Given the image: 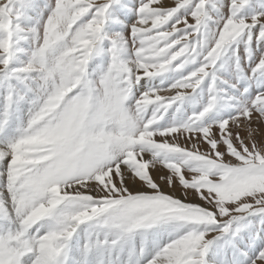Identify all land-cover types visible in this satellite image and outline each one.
Wrapping results in <instances>:
<instances>
[{"label":"snow or ice","instance_id":"6c2138e0","mask_svg":"<svg viewBox=\"0 0 264 264\" xmlns=\"http://www.w3.org/2000/svg\"><path fill=\"white\" fill-rule=\"evenodd\" d=\"M0 264H264V0H0Z\"/></svg>","mask_w":264,"mask_h":264},{"label":"rangeland","instance_id":"374dc122","mask_svg":"<svg viewBox=\"0 0 264 264\" xmlns=\"http://www.w3.org/2000/svg\"><path fill=\"white\" fill-rule=\"evenodd\" d=\"M154 175H156V173H154Z\"/></svg>","mask_w":264,"mask_h":264}]
</instances>
